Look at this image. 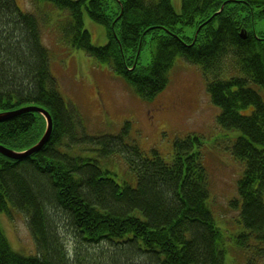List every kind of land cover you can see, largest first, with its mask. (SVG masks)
I'll return each instance as SVG.
<instances>
[{
  "label": "trees",
  "instance_id": "16d2710c",
  "mask_svg": "<svg viewBox=\"0 0 264 264\" xmlns=\"http://www.w3.org/2000/svg\"><path fill=\"white\" fill-rule=\"evenodd\" d=\"M34 2V12H25L15 0H0V112L42 107L52 129L47 142L23 158L0 153V214L21 212L35 244L34 253L21 255L0 225V264H100L99 257L104 264L224 261L200 139H175L166 161L155 149L144 154L136 143H124L123 134L88 135L51 74L41 40L42 23L54 17L63 43L107 63L142 99L165 87L177 57L200 67L219 108L217 124L239 132L231 145L244 163L237 181L238 246L263 255L264 102L258 89L264 91V30L256 25L264 19V0H181L179 11L171 0ZM85 15L103 25L104 44L91 43ZM146 48L149 61L142 65ZM44 130V117L25 110L0 120V145L24 151ZM113 155L129 170L122 182L104 165H115Z\"/></svg>",
  "mask_w": 264,
  "mask_h": 264
},
{
  "label": "rangeland",
  "instance_id": "374dc122",
  "mask_svg": "<svg viewBox=\"0 0 264 264\" xmlns=\"http://www.w3.org/2000/svg\"><path fill=\"white\" fill-rule=\"evenodd\" d=\"M15 1L23 11L34 12V0ZM171 3L175 10H180L181 0H171ZM41 7L46 9L43 5ZM56 19L54 17L48 24L42 23L41 40L49 53L51 74L67 103L77 110L86 133L91 136L123 134L124 143H136L144 154L155 149L166 161L172 158L175 139L196 135L201 142L202 162L208 178V203L222 234L223 264H264V254L255 247L249 252L248 248L238 246L237 236L243 227L237 221L240 202L237 181L242 176L244 163L234 158L231 145L239 132L223 129L217 124L219 108L210 101L200 67L177 57L169 70L165 87L145 100L115 75L107 63L97 62L82 49L63 43L55 29ZM83 22L92 44L106 42L103 25L86 15ZM256 28L264 30V19L258 21ZM185 33L190 35L191 28L186 27ZM148 61L146 48L141 51L140 63L145 65ZM258 92L264 102V91L259 88ZM122 159V156L113 155L110 160L116 161L115 165L104 164L118 174V182H122L124 171H129ZM127 176L129 179L132 174L128 172ZM235 199H238L236 203ZM25 223L21 212L13 211L10 217L0 214V225L12 249L21 255L35 251L33 236ZM254 241L252 239L250 244ZM69 245L74 248L72 241ZM95 261L105 262L101 257Z\"/></svg>",
  "mask_w": 264,
  "mask_h": 264
},
{
  "label": "water",
  "instance_id": "95a60500",
  "mask_svg": "<svg viewBox=\"0 0 264 264\" xmlns=\"http://www.w3.org/2000/svg\"><path fill=\"white\" fill-rule=\"evenodd\" d=\"M240 36L242 38L245 37L244 31L241 32ZM25 110L26 111H28V110L29 111H35V112L40 113L45 119V130H44L43 135L39 139V141L24 151L18 152V151H15V150H12V149H9V148H6V147L0 145V153L7 156V157L13 158V159H20V158H23V157H25V156L33 153V152L38 151L47 142V140L50 136V133H51V129H52L51 115L44 108L38 107V106L35 107L34 105L21 107V108H18L16 110H12V111L0 112V120H3V119L5 120V118H7V117L21 113V112H24Z\"/></svg>",
  "mask_w": 264,
  "mask_h": 264
}]
</instances>
